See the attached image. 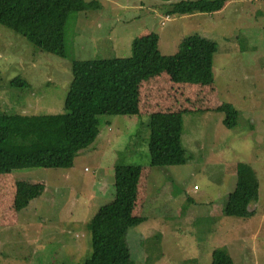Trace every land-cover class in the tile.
I'll use <instances>...</instances> for the list:
<instances>
[{
	"label": "rangeland",
	"instance_id": "1",
	"mask_svg": "<svg viewBox=\"0 0 264 264\" xmlns=\"http://www.w3.org/2000/svg\"><path fill=\"white\" fill-rule=\"evenodd\" d=\"M97 1L100 10L68 18L64 57L41 51L0 24L1 112L63 113L74 61L129 58L133 40L149 33L159 36L166 56L177 54L189 36L216 43L214 82L152 78L141 85V117L133 114L135 105L101 117L98 138L72 168L0 174L6 192L0 202V264H84L93 253L92 219L115 199L120 162L142 168L132 216L146 220L130 228L127 238L134 264H212L217 249H226L233 264H264V0H225L220 12L183 16L169 15L163 0ZM18 77L27 86L11 85ZM223 103L240 112L231 129L216 111ZM170 111L183 112L188 161L153 167L145 123L150 113ZM239 163L250 165L260 181L248 218L225 214ZM38 184L44 193L17 210L10 190L15 196L18 185ZM124 222L111 219L105 228Z\"/></svg>",
	"mask_w": 264,
	"mask_h": 264
},
{
	"label": "trees",
	"instance_id": "2",
	"mask_svg": "<svg viewBox=\"0 0 264 264\" xmlns=\"http://www.w3.org/2000/svg\"><path fill=\"white\" fill-rule=\"evenodd\" d=\"M169 2V15L193 12L217 13L225 0H180ZM143 4V2H142ZM97 0H0V24L22 36L43 52L66 55L65 30L72 14L100 10ZM156 33L137 37L129 58L76 60L64 112L56 115L6 114L0 111V174L23 169H70L77 155L90 147L100 134L103 116L120 115L136 105L144 81L166 74L173 83L209 85L214 82L216 43L200 36L182 40L173 56L163 55ZM11 85L27 86L15 78ZM225 115L228 129L237 125L240 112L229 103L216 108ZM149 129L148 150L153 167L177 166L188 161L182 145L183 112H153L145 123ZM144 125V123H143ZM141 166H115V199L102 206L92 219L93 253L84 264H134L128 243L130 228L146 218L132 216ZM45 190L43 184L18 185L17 210L27 208ZM260 181L246 163L237 165V184L230 193L225 214L248 218L259 199ZM123 219L118 228L107 230L106 222ZM212 264H233L226 249L212 254Z\"/></svg>",
	"mask_w": 264,
	"mask_h": 264
},
{
	"label": "crops",
	"instance_id": "3",
	"mask_svg": "<svg viewBox=\"0 0 264 264\" xmlns=\"http://www.w3.org/2000/svg\"><path fill=\"white\" fill-rule=\"evenodd\" d=\"M149 81V80H148ZM144 82H147V81H144ZM143 82V83H144ZM142 83V84H143ZM141 84V85H142ZM140 96H141V86H140ZM140 96H139V99H138V103L135 105V111H134V115L136 116V117H141V102H140ZM175 112H181V111H175ZM130 115V114H129ZM149 115V114H148ZM4 185L0 182V202L2 201V199H3V197H4V195H5V191H4ZM18 187V186H17ZM17 187H16V190H17ZM5 192V193H4ZM16 193V192H15ZM8 195H10L11 196V199L13 200V199H15V196H16V194H15V196H14V189L12 188L11 190H10V193L8 194ZM11 203H12V201H11ZM13 204H15V200H14V202H13ZM1 212V211H0ZM2 213V212H1ZM2 220V219H1ZM0 220V221H1Z\"/></svg>",
	"mask_w": 264,
	"mask_h": 264
},
{
	"label": "built area",
	"instance_id": "4",
	"mask_svg": "<svg viewBox=\"0 0 264 264\" xmlns=\"http://www.w3.org/2000/svg\"><path fill=\"white\" fill-rule=\"evenodd\" d=\"M168 17H169V16H168ZM164 25H165V24H164ZM195 189H196V190H198V187H197V186H195Z\"/></svg>",
	"mask_w": 264,
	"mask_h": 264
}]
</instances>
